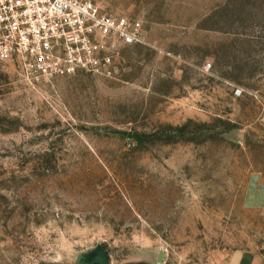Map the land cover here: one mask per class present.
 Returning <instances> with one entry per match:
<instances>
[{"label": "rangeland", "instance_id": "rangeland-1", "mask_svg": "<svg viewBox=\"0 0 264 264\" xmlns=\"http://www.w3.org/2000/svg\"><path fill=\"white\" fill-rule=\"evenodd\" d=\"M93 1L147 36L112 75L0 63V264L264 252V0Z\"/></svg>", "mask_w": 264, "mask_h": 264}, {"label": "built area", "instance_id": "built-area-1", "mask_svg": "<svg viewBox=\"0 0 264 264\" xmlns=\"http://www.w3.org/2000/svg\"><path fill=\"white\" fill-rule=\"evenodd\" d=\"M148 45L143 26L93 0H0V63L29 79L112 75L121 47Z\"/></svg>", "mask_w": 264, "mask_h": 264}, {"label": "crops", "instance_id": "crops-1", "mask_svg": "<svg viewBox=\"0 0 264 264\" xmlns=\"http://www.w3.org/2000/svg\"><path fill=\"white\" fill-rule=\"evenodd\" d=\"M249 196L254 205L264 210V183L261 179L253 183ZM236 264H264V252H245L239 255Z\"/></svg>", "mask_w": 264, "mask_h": 264}]
</instances>
